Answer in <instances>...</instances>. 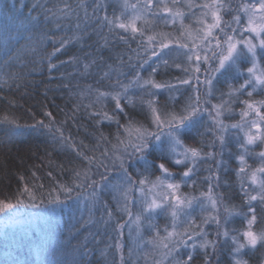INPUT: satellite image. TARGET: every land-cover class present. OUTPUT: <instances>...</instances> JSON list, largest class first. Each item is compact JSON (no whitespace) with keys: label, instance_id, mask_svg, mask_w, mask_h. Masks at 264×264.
<instances>
[{"label":"snow or ice","instance_id":"snow-or-ice-1","mask_svg":"<svg viewBox=\"0 0 264 264\" xmlns=\"http://www.w3.org/2000/svg\"><path fill=\"white\" fill-rule=\"evenodd\" d=\"M175 5L176 0H173V7ZM120 6L123 9L120 14L116 15L114 12L113 16L109 17L106 0H94L91 15L99 20L101 29L107 28L109 33L117 35L122 41L127 42L129 32L134 40L139 36L138 46L146 53L150 51L149 59L156 57L168 66L169 60L164 57L173 51L169 37L164 34H153L148 35L145 41L147 29L138 26V22L144 20L146 13L153 15L152 8L158 6L157 0H143V3L141 0H136V3L121 0ZM3 7L4 16L0 21V65L5 68L11 67L21 61L23 51L37 53L36 46L45 40H52L54 44L60 43V47L54 48L53 53L48 56V68H54L55 65L51 63L52 56L69 41H56L43 32L39 33L40 38L37 39L36 33L41 23L40 17L43 16L44 23H47L56 17V13L46 8L39 0L30 6L26 5L24 0H13L12 4L4 0ZM24 7H27L28 14L20 18L17 14ZM189 7L193 5L190 4ZM202 8L206 10L203 12L204 19L197 22L194 32L187 34L185 42H177L175 49L177 54L173 62L184 57L181 63H175V67L181 69L186 77L179 79L178 83L190 86L193 92L179 110L161 109L156 94L151 90L171 89L174 87L172 84L157 83L151 78L141 84L140 72L137 71L130 84L139 85L144 89V94L150 97L147 100L141 97L139 100L141 105L147 107L149 115L145 119L150 123L135 121L125 113L127 123L121 124L116 113H124L122 101L126 100L132 107H135L137 102L127 95L129 85L120 84L117 79L114 87L118 86L120 91L97 90V102L110 96L115 102V110L112 113L108 111L92 113L93 116L100 117L96 121L98 125L104 121L116 123L118 129L116 143H112L101 133L92 151L94 153L98 151L102 142L111 144V149L104 147L99 156L86 155L73 146L77 156L82 157L85 166L73 170L71 185L59 186L58 191L63 193V199L59 194L49 195L46 201L41 198L37 203L36 195L25 185L15 196V202L12 199L0 200V215L5 217L7 225L8 221L18 214L15 210L19 207L37 208L43 205L45 212H55L57 208H62L66 201L71 200L75 193V198L81 206L79 208L81 214L76 218L79 227L72 226L71 239H68L66 244L41 245L40 253L43 258L40 264H90L89 258L96 251L93 245L100 243L99 234L89 231L82 239L76 237L82 229L94 223L107 227L112 221V208L107 201L100 203L101 195L105 191L113 193L116 211L129 217L127 222L118 223L116 229L120 230L127 226L131 234V225L134 224L139 238L142 227L147 224L149 228L155 229V239L149 243L154 248L165 249L166 257L172 255L174 251L178 253L180 246L185 245L192 249L198 247L202 251L203 264H218V260L214 262L213 257L217 256L223 247H228L233 264H248V261L241 258L246 250L254 251L258 247L264 249V224H261L264 221V148L255 152V147L264 145V98L259 100L254 98L256 95H264V0H239V3L234 0H212L211 3L202 5ZM102 9L104 15L100 17L98 13ZM163 10L173 18V24L177 16L181 18L184 16L181 12L173 13L172 8L167 5ZM58 11L60 16H67L73 9L65 3L63 9ZM229 13L235 14L231 20H225L224 16ZM209 15L211 22L208 20ZM87 17L88 13L85 12V18ZM157 18L161 17L157 15ZM180 35L185 37L183 32ZM166 40L168 42H165ZM105 41L107 42V37ZM27 45L33 46L29 48ZM131 59L132 57H129V60ZM147 62L143 60L140 67ZM119 63L125 62L121 58ZM244 63L250 66L242 70ZM84 67L87 70L89 65L85 64ZM111 68L109 65V69ZM157 68L158 66L153 67L152 73H156ZM117 73L122 74L119 69ZM102 78H111L110 72H105ZM217 85H226L227 91H221L219 103L213 104L212 98L217 91ZM241 96L247 98L240 100ZM236 103L243 105L240 120L228 124L225 122L226 113L232 112V105ZM47 115L50 116L51 113ZM205 115L210 119L211 126L205 120ZM0 124L15 126L10 130V138L19 127L17 121L8 115L0 118ZM38 124L52 131L51 124L45 125L43 121H39ZM200 126L205 128V132H199ZM120 129H123V134ZM194 129L201 137L211 133L212 140L207 144L209 151L204 152L203 141L200 147H190L184 143V139L190 138V133ZM56 131L60 132V140L63 142V132L59 128ZM231 131L242 133V138L237 135L235 139V152L230 148L233 142L229 138ZM233 157L239 164L235 175L243 196L242 206L229 205L225 202L223 194L215 192V188L219 187L220 170L227 171L228 163ZM248 158L258 161V166L253 168L249 165ZM205 159L215 161V171H211L205 178L209 183L208 192H201L199 197L182 194L180 192L182 184H187L188 180H191L197 171V163ZM172 166L184 168L179 179L169 170ZM93 167L96 169L95 173ZM155 172L160 174L153 180L151 177ZM94 176L98 179H94ZM134 176L139 177V180L134 179ZM190 186L195 187V182L193 181ZM77 188L82 191L76 192ZM152 192L156 195L149 197L148 193ZM134 193L139 195L136 196ZM133 205L136 207L135 213L132 211ZM85 207L87 217L84 216ZM197 207L205 214L199 225L194 219H188ZM243 207H247V212L242 210ZM97 208L101 212L99 220L94 214ZM161 213L170 215L172 221V230L166 226L164 236L160 235V230L153 223L155 217ZM235 216L244 217L245 226L242 230L228 227ZM181 217L188 225L183 232L177 230ZM207 224H215L214 234L204 230L203 225ZM5 234L7 235V229ZM210 235L213 238H209ZM187 241L192 243L187 244ZM49 249L51 258L47 254ZM115 249L118 253L121 252L122 244L119 240L115 244ZM101 255L106 256L105 251L102 250ZM132 255L133 249L129 248V258ZM120 258L122 264H126L122 253ZM192 259L193 255L189 252L187 258L177 261V264H190ZM3 264L20 262L13 258L5 259Z\"/></svg>","mask_w":264,"mask_h":264},{"label":"trees","instance_id":"trees-1","mask_svg":"<svg viewBox=\"0 0 264 264\" xmlns=\"http://www.w3.org/2000/svg\"><path fill=\"white\" fill-rule=\"evenodd\" d=\"M7 2L12 4L13 0H7ZM33 2L36 0H24L28 6ZM39 2L46 8L52 9L56 13V17L47 23H44L43 16L40 17L41 23L37 28L36 38L39 39V33L43 32L56 41L68 40L69 42L52 56L51 63L55 65L52 69L48 68V56L53 53L54 48L60 47L59 42L54 44L52 40H45L36 46L37 53L23 51L21 61L11 67L5 68L0 65V118L8 115L15 119L19 125L15 135H11L10 138V130L15 126L0 124V200L12 199L15 202V196L25 185L36 195L37 203L41 198L46 201L49 195L59 194L63 199V193L58 191L59 186L71 185L73 170L85 166V162L82 157L77 156L73 146L86 155L99 156L104 147L111 149V144L102 142L98 151L95 153L92 151L96 146L97 137L101 133L107 136L112 143H116L115 137L118 130L116 123L104 121L98 125L96 121L100 117L93 116L92 113L100 111L112 113L115 110V102L110 96L97 102V90L120 91L118 86L114 87L117 79L120 84L129 85L127 95L137 102L136 106L132 107L127 104L126 100L122 101L124 113H116L121 124L127 123L125 113L135 121L150 123L145 119L149 115L146 105L139 103L141 97L145 100L150 97L144 94V89L139 85L130 84L137 71L140 72L141 84L149 78L157 83L172 84L174 87L171 89L151 90L156 94L158 106L161 109L179 110L193 92L190 86L178 83L179 79L186 77L181 69L175 67V63H181L184 57L173 62L177 54L175 51L177 42H185L187 34L194 32L197 22L204 19L203 12L206 10L202 8V5L211 3L212 0H176L175 7H173V0H157L158 6L152 8L153 15L146 13L144 20L138 22L139 27L147 29L144 36L145 41L148 35L153 34H164L169 37L170 47L173 51L164 57L169 60L168 66H165L156 57L149 59L150 51L146 53L143 48L138 46L139 36L134 40L129 32L126 37L127 42H125L120 40L117 35L109 33L107 28L101 29L99 20L94 19L91 15L94 0H39ZM129 2L136 3V0H129ZM234 2L239 3V0H234ZM65 3L73 11L67 16H60L58 10L63 9ZM3 4L4 0H0V21L4 16ZM120 4L121 0H106L109 17H112L114 12L116 15L120 14L123 10ZM190 4L193 7H189ZM165 5L172 8L173 13H183V18L177 16L173 24V18L163 10ZM85 12L88 13L87 19ZM27 14V7H24L17 15L22 18ZM234 14H226L224 19L231 20ZM98 15L102 17L104 10L102 9ZM157 15L161 18L158 19ZM208 20L211 22L210 15ZM246 22L247 17L244 18V23L246 24ZM78 24L80 27H77ZM182 32L185 33V37H181ZM105 37H107V42ZM22 43L26 42L22 41ZM27 46L30 48L33 45ZM144 46L147 47L146 44ZM129 57L132 59L129 60ZM121 58L125 63H119ZM143 60L148 62L141 68L140 64ZM85 64L89 65L87 70L84 67ZM109 65L112 66L111 69H109ZM157 66V72L152 73V68ZM248 66H250L248 63H244L242 70ZM117 69L122 74L118 75ZM105 72H110L111 78H102ZM216 87L217 91L212 98L213 104L219 103L218 97L221 91H227L226 85H217ZM246 98V96L239 97L240 100ZM254 98L259 100L264 98V95H256ZM86 105L89 107H85ZM242 108L243 105L239 103L233 104V111L226 113L225 122L228 124L238 122ZM47 113H51V115L49 116ZM205 120L211 126L207 115H205ZM39 121H43L45 125L51 124L52 131L39 126ZM57 128L63 132V142L60 140V132L56 131ZM120 132L123 134V129H120ZM199 132H205V128L200 126ZM237 135L242 138V133L236 131L229 133V138L233 141L230 144L233 152L236 151L235 139ZM211 140L210 132L201 137L194 129L190 133V138L184 139V143L190 147H200L201 141H203L205 145L203 150L207 152L209 151L207 144ZM262 148L264 145L255 147V152H259ZM248 164L255 168L258 166V161L248 158ZM238 167L239 164L233 157L228 163V170H220L219 187L215 188V192L223 194L225 202L229 205L242 206L243 196L235 175V170ZM196 168L197 171L191 180L181 186L180 192L184 195L199 197L201 192H208L209 183L205 178L211 174V171H215V161L211 159L199 161ZM169 170L175 173L179 179L184 168L172 166ZM95 171L96 169L93 167V172L95 173ZM159 174V172H155L151 178L154 180L155 176ZM94 179H98V177L94 176ZM134 179L138 181L139 177L134 176ZM193 181L195 187L190 186ZM213 182L215 183V178ZM81 191L79 188L76 189V192ZM134 195L138 196L139 194L134 193ZM154 195H156L155 192L148 193L149 197ZM112 196L111 191H105L100 200L101 204L107 201L113 210V219L109 225L102 227L100 224L94 223L90 227L82 229L76 237V239H82L89 231L99 234L100 243L93 245L96 251L89 258L90 264H122L121 253L126 264H177V261L186 259L189 252L193 255L190 264H203V253L198 247L192 249L181 245L178 253L174 251L172 255L166 257L165 249L154 248L149 243L150 240L155 239V229L149 228L147 224L142 227L139 238L134 224L131 225V234L127 226L117 230L116 225L127 222L129 217L125 213L116 211V204ZM80 207L74 193L73 198L66 201L65 205L62 208H57L55 212H45L43 205L37 208L19 207L16 209L17 216L24 222H30L32 231L30 234H23L17 244L0 243V264H3L5 259L12 260L13 258L18 259L20 264H40L43 258L40 253L41 245H62L71 239L70 229L73 225L79 227L76 218L81 214ZM242 210L247 212V207H243ZM132 211L136 212L135 205H133ZM94 214L95 218L99 220L101 216L99 208L94 210ZM203 215L205 214L201 213L197 207L188 219H194L195 223L199 225ZM84 216H88L86 207ZM153 223L160 230L161 236L166 235L164 232L166 226L172 230L171 217L165 213L156 216ZM261 224H264V221ZM178 225L177 230L180 232L188 227L184 223L183 217L178 220ZM244 226L243 216L233 217L228 225L229 228L241 230ZM203 228L210 234H214L216 231L215 224L203 225ZM209 238L213 237L210 235ZM117 240L122 244L120 253L115 249ZM72 242L75 243V240ZM191 243L192 241H187V244ZM109 245L111 247H108ZM129 248L133 249L131 258H129ZM102 250L105 251L106 256L101 255ZM47 254L51 258V249ZM241 258L248 261V264H262L264 249L258 247L254 251L246 250ZM217 260L218 264H233L230 248L223 247L222 251L213 257L214 262Z\"/></svg>","mask_w":264,"mask_h":264},{"label":"rangeland","instance_id":"rangeland-1","mask_svg":"<svg viewBox=\"0 0 264 264\" xmlns=\"http://www.w3.org/2000/svg\"><path fill=\"white\" fill-rule=\"evenodd\" d=\"M247 35V34H246ZM30 222H24L22 218L15 215L5 224V217L0 215V243H19L23 234H30L32 231ZM7 229V235L6 233Z\"/></svg>","mask_w":264,"mask_h":264}]
</instances>
